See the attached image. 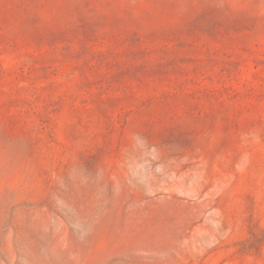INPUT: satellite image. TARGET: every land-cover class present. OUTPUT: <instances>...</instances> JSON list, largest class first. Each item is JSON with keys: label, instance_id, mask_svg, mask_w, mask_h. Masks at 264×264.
<instances>
[{"label": "rangeland", "instance_id": "obj_1", "mask_svg": "<svg viewBox=\"0 0 264 264\" xmlns=\"http://www.w3.org/2000/svg\"><path fill=\"white\" fill-rule=\"evenodd\" d=\"M0 264H264V0H0Z\"/></svg>", "mask_w": 264, "mask_h": 264}]
</instances>
